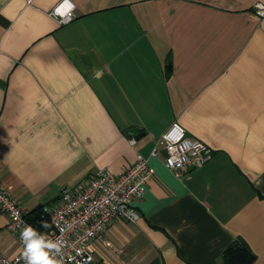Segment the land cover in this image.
<instances>
[{"label":"crops","instance_id":"0c3cea01","mask_svg":"<svg viewBox=\"0 0 264 264\" xmlns=\"http://www.w3.org/2000/svg\"><path fill=\"white\" fill-rule=\"evenodd\" d=\"M0 0V184L27 209L96 169L153 174L87 264H220L242 238L264 264V17L257 0ZM264 1V0H263ZM173 121L212 147L177 177L151 155ZM131 128L142 135L127 141ZM0 211V252L19 243Z\"/></svg>","mask_w":264,"mask_h":264},{"label":"built area","instance_id":"2783aa9c","mask_svg":"<svg viewBox=\"0 0 264 264\" xmlns=\"http://www.w3.org/2000/svg\"><path fill=\"white\" fill-rule=\"evenodd\" d=\"M62 4L63 0L56 2L49 11L50 16L56 18L60 24L75 17L74 6L63 14L58 11ZM252 8L257 15L264 17L263 0H257ZM168 126L149 151L151 155H156L159 151L158 145H161L164 149L163 165L177 177L208 162L213 151L210 145L199 138H193L177 121ZM127 141L130 145L136 142L134 136L128 137ZM152 174L153 169L147 157L136 153L135 160L126 165L119 174L114 175L106 167H100L75 185L62 187L55 204L41 207L50 225L41 234L52 241H64L63 264L89 263L92 252L88 243L102 236L112 217L130 221L139 218L131 203L143 194ZM9 195L0 184V211L7 217L6 229L15 236L19 250L13 256L0 252V264H25L20 233L29 225L36 228L27 219L29 209Z\"/></svg>","mask_w":264,"mask_h":264},{"label":"clouds","instance_id":"9594fccd","mask_svg":"<svg viewBox=\"0 0 264 264\" xmlns=\"http://www.w3.org/2000/svg\"><path fill=\"white\" fill-rule=\"evenodd\" d=\"M42 227H48V224L44 222ZM20 238L25 264H63L64 241H52L30 225L21 230Z\"/></svg>","mask_w":264,"mask_h":264},{"label":"trees","instance_id":"16d2710c","mask_svg":"<svg viewBox=\"0 0 264 264\" xmlns=\"http://www.w3.org/2000/svg\"><path fill=\"white\" fill-rule=\"evenodd\" d=\"M47 203H42L29 209L28 221L40 232L45 233L50 228L47 216L41 207ZM47 223L48 227H42L43 223ZM220 264H254L255 254L249 249V246L242 238H236L222 251Z\"/></svg>","mask_w":264,"mask_h":264},{"label":"snow or ice","instance_id":"6c2138e0","mask_svg":"<svg viewBox=\"0 0 264 264\" xmlns=\"http://www.w3.org/2000/svg\"><path fill=\"white\" fill-rule=\"evenodd\" d=\"M72 7L73 5L70 3V0H63V4L58 9V11H60L63 14L69 12Z\"/></svg>","mask_w":264,"mask_h":264},{"label":"water","instance_id":"95a60500","mask_svg":"<svg viewBox=\"0 0 264 264\" xmlns=\"http://www.w3.org/2000/svg\"><path fill=\"white\" fill-rule=\"evenodd\" d=\"M142 133L143 132L139 131L138 128H131L130 132L128 133V137H130V136L138 137V136L142 135Z\"/></svg>","mask_w":264,"mask_h":264}]
</instances>
